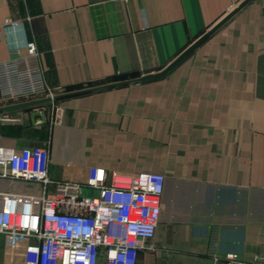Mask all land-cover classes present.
<instances>
[{
	"label": "crops",
	"instance_id": "0c3cea01",
	"mask_svg": "<svg viewBox=\"0 0 264 264\" xmlns=\"http://www.w3.org/2000/svg\"><path fill=\"white\" fill-rule=\"evenodd\" d=\"M243 1L0 0V62L34 42L54 97L0 113V146L47 148L55 181L85 182L91 167L163 174L162 218L137 264H264V0L164 77L97 89L160 72ZM42 193L0 179V209L33 211ZM38 244L0 234V264H26Z\"/></svg>",
	"mask_w": 264,
	"mask_h": 264
},
{
	"label": "built area",
	"instance_id": "2783aa9c",
	"mask_svg": "<svg viewBox=\"0 0 264 264\" xmlns=\"http://www.w3.org/2000/svg\"><path fill=\"white\" fill-rule=\"evenodd\" d=\"M26 54L14 52L0 62V98L20 100L51 98L34 42ZM55 107L54 124L64 110ZM37 124H43L39 119ZM47 148L15 151L0 146V179L15 178L43 186L38 208L30 212L0 209V234L9 238L36 239L26 264H137L139 253L151 249L162 218L166 177L158 172L136 175L91 167L85 182L55 181L49 176ZM96 190L86 195L83 188ZM217 264H258L235 258Z\"/></svg>",
	"mask_w": 264,
	"mask_h": 264
},
{
	"label": "water",
	"instance_id": "95a60500",
	"mask_svg": "<svg viewBox=\"0 0 264 264\" xmlns=\"http://www.w3.org/2000/svg\"><path fill=\"white\" fill-rule=\"evenodd\" d=\"M252 0H244L234 11L228 14L223 20H221L216 26H214L211 30H209L206 34L201 36L196 42H194L189 48H187L182 54H180L173 62H171L166 68L157 73L147 74L141 78H136L132 80H128L121 83H115L108 86H103L97 89H103L107 87H113L124 84H138L143 81L158 79L167 75L170 71H172L175 67H177L186 57L192 54L198 47H200L207 39L210 38L212 34H214L221 26H223L228 20H230L234 15H236L239 11H241L249 2ZM57 99V98H55ZM52 101L51 98L40 99L36 101L21 103L17 105L7 106L4 108H0V113L2 112H10L15 109L24 108L33 105L45 104Z\"/></svg>",
	"mask_w": 264,
	"mask_h": 264
}]
</instances>
